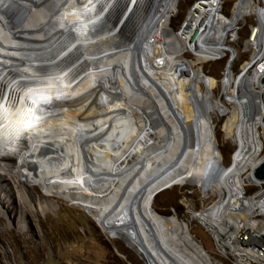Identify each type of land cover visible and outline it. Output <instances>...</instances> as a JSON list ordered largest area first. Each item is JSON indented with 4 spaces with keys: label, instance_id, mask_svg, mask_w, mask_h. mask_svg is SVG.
<instances>
[{
    "label": "bare ground",
    "instance_id": "obj_1",
    "mask_svg": "<svg viewBox=\"0 0 264 264\" xmlns=\"http://www.w3.org/2000/svg\"><path fill=\"white\" fill-rule=\"evenodd\" d=\"M178 2L129 0L133 9L115 32L126 11L123 0H0V105L9 96L0 106V209L26 215L35 211V202L45 211L43 198L65 196L85 207L110 236L129 241L149 264H215L190 232V221L158 212L152 201L173 185L198 182L217 192L216 210H223L224 190L246 192L249 184L259 183L250 175L264 157H259L264 135L258 131V140L249 142L246 110L248 102L251 117L260 109L264 114V91L256 81L253 85L248 74L252 66L235 75L231 62L236 49L223 42L225 29V41L232 31L229 38L236 39L237 24L253 15L255 0H238L216 32L212 26L222 0L203 27L193 29L186 19L174 30L169 19ZM204 2L198 0L189 15ZM261 15H255L260 22L252 26L248 40L256 54L252 71L259 69L257 81L264 72ZM158 51L174 57L170 70H152ZM185 53L195 54V69L182 63ZM223 58L224 98L218 96L219 101L209 85L217 87L219 79H211L198 64ZM248 80L257 92L256 105L246 97L248 88L243 89L244 100L239 95ZM37 99L45 101L28 109L27 101ZM228 105L240 111L234 130L228 131L239 147L225 169L211 113L231 117L235 111ZM200 106L201 115L195 109ZM245 150L252 163L244 161ZM195 167L194 176H187ZM11 182L17 184V197ZM243 182L246 191L236 185ZM33 187L43 192L39 198ZM252 192L249 199L264 195V190ZM234 203H241V195H234ZM194 209L191 221L200 216ZM253 219L264 220V208L254 210ZM199 221L209 226L203 216ZM216 247L236 264L224 242ZM230 247L239 263L264 264V254L248 249L242 238L230 239Z\"/></svg>",
    "mask_w": 264,
    "mask_h": 264
},
{
    "label": "rangeland",
    "instance_id": "obj_2",
    "mask_svg": "<svg viewBox=\"0 0 264 264\" xmlns=\"http://www.w3.org/2000/svg\"><path fill=\"white\" fill-rule=\"evenodd\" d=\"M197 1L198 0H179L176 14L169 19V26L174 30L182 27L191 8ZM237 1L238 0H222V12L214 21L215 24L212 26V32H216L217 29H220V27H218L220 22L228 18L224 13L229 17L233 14L234 5ZM262 6H264V0H255L252 11L253 15L245 16L237 24L236 39L231 41L229 38L233 31L229 33L227 39V41L230 40V46L236 49V55L233 57L231 65L233 72L237 76L242 73L244 69H248L252 66L248 74H250L253 85L256 81L258 87L261 86L259 80H256L259 69L255 72L252 71L256 54L253 53V48L250 46L248 40L252 33V26L256 25L259 21V17L255 15L262 17L261 11L264 14V9L261 10V8H263ZM187 9H189V12ZM147 10L148 7L145 10L144 16L148 13ZM260 50L261 47L257 45L256 53L258 55L261 52ZM194 55L185 53L183 59H181L182 63L187 65L191 70L196 67L193 65V63L196 62V56ZM226 60L227 59L223 58L217 61L206 62V64H198V67L202 66V69L211 79H219V85L217 87L214 86L213 82H209V85L213 88V98L216 100H219L217 99L219 98L218 96H221L222 101L224 98V89L223 86H221L220 80L223 75L222 72L226 70ZM248 85H252L250 80L246 81L242 88L240 87V98L242 100L245 99L243 89L248 88L246 97L249 102H251L250 98H252L251 104L255 102L256 105L258 96L254 93V87L253 91L252 87H248ZM201 89L205 91L206 85L202 83ZM249 106L250 103L247 102L246 111L248 123L246 130L249 142L253 143L258 140L256 137L258 131H263V127L261 126L263 111L260 109L259 112H254L253 117H251ZM228 107L229 110L233 109L235 111L231 114V117L229 113L225 115H221L220 112L219 114L216 112L211 113L214 126L213 137L223 157L222 165L225 169L230 166L232 156L239 147L234 136L232 137V135H229L228 131L234 130L240 111L236 106L231 105L230 107V105H228ZM159 122L160 121H157L155 124L157 125ZM158 125L160 126L161 124L159 123ZM247 150L244 152V154H246L244 161L252 163L254 158ZM259 155V157L264 156V148ZM260 161L261 160H259V162ZM4 162L7 161H2L1 163L6 165ZM2 172L4 171L0 169V173ZM195 172L196 167L188 172L187 176L193 177ZM244 180L245 179L242 181ZM255 180L259 183L255 182L249 184L248 190L246 184H243L244 182L236 185L240 188H244L243 190H247L249 193L253 191L252 194L261 190L263 191L264 184L262 179L255 178ZM13 185L15 196L17 197L18 192L15 190L17 184L11 182V186ZM199 185L198 182L173 185L158 193L154 197L152 204L155 209L162 214H175L181 219L190 221V232L196 239L200 238L204 248L208 250V253L212 252L213 255H211V258L215 264H233L229 259L219 255L217 247L214 248L213 253L212 241L209 234L203 227L197 224L195 220L191 221L190 209L200 207L201 205L203 207L210 204V202L218 200L217 192L211 190L208 184H202L203 187ZM215 185L217 186V183ZM256 186L258 187L256 188ZM207 187H209L210 193L207 195V200H204V195H198L197 192H207ZM251 188H254V190ZM0 193H2V191H0ZM33 193H35V196L38 195L37 197L39 198L43 192L40 188L33 187ZM224 193L227 192L224 190ZM43 204L46 206L45 211L39 210L38 203L35 202V211L26 215H23L18 209L16 212L13 210L7 211L5 209H0V264H149L129 241L122 237L117 236L113 238L110 236L100 225L101 223L98 219H94L85 207L74 203L65 196L56 197L54 199L43 198Z\"/></svg>",
    "mask_w": 264,
    "mask_h": 264
},
{
    "label": "built area",
    "instance_id": "obj_3",
    "mask_svg": "<svg viewBox=\"0 0 264 264\" xmlns=\"http://www.w3.org/2000/svg\"><path fill=\"white\" fill-rule=\"evenodd\" d=\"M129 0H123V6ZM217 0H205L204 3H198L196 10L192 12L187 17V22H190L193 25V29H197L198 27H203L205 23V18L208 14H210ZM222 25H226V20L222 23ZM219 25L218 27H220ZM228 29H225L223 32L224 44L230 45V41H225V32ZM179 47L182 43L177 44ZM174 57L170 56V54L165 51H158V57L152 59V70L157 72H163L170 70V64ZM193 96V95H191ZM196 112L201 115L202 106L195 108ZM255 167H252V170ZM252 181H254L255 177L253 174L250 175ZM244 184V183H243ZM258 186H256L257 188ZM210 193L209 187H207V192H197L198 195H204V200H207V195ZM234 195H241V203H234ZM227 200V208L223 210H216V203L210 202L209 208L200 207L195 208L192 213L199 216V219L203 216L205 220L209 222L208 227L202 226L199 224V219L197 218L196 223L205 229L206 232L211 233V241L213 247H216L217 242H224L228 252L231 257L236 260V264H241L235 258L234 253L230 247V239L242 238L243 243L247 246L248 249H254L258 252L264 254V220H255L253 219V211L258 208H264V195L258 196L257 199H249V192H233L225 193V199ZM236 216L232 217V220H228L225 218L229 215ZM213 221L214 223H210ZM203 246L201 240L196 239ZM207 252L208 250L205 249ZM213 255L212 252L209 253ZM215 256V255H214Z\"/></svg>",
    "mask_w": 264,
    "mask_h": 264
},
{
    "label": "water",
    "instance_id": "obj_4",
    "mask_svg": "<svg viewBox=\"0 0 264 264\" xmlns=\"http://www.w3.org/2000/svg\"><path fill=\"white\" fill-rule=\"evenodd\" d=\"M123 8H125L126 11H125L124 16L122 17V19L116 24L115 29H114L115 32H117L121 28V26L124 23V21L126 20L128 14L133 9V3L131 4L130 7L126 3L125 6H123ZM121 11L119 13H121ZM259 83L263 87V90H264V73L262 75H260V77H259ZM262 127H263V135H264V114H263V117H262ZM251 174H253V176L256 179H264V157L259 162V164L257 166H255V168L252 170Z\"/></svg>",
    "mask_w": 264,
    "mask_h": 264
},
{
    "label": "clouds",
    "instance_id": "obj_5",
    "mask_svg": "<svg viewBox=\"0 0 264 264\" xmlns=\"http://www.w3.org/2000/svg\"><path fill=\"white\" fill-rule=\"evenodd\" d=\"M192 4V3H191ZM191 6V5H190ZM190 8V7H189ZM189 9H187V11H188ZM187 11H186V13H187ZM224 15L225 16H228L227 14H225L224 13ZM186 16V15H185ZM259 22H260V19H259ZM250 32H251V30H250ZM233 61V60H232ZM231 65H232V62H231ZM29 83H32V82H29ZM34 86H36V84H34ZM262 87V86H261ZM263 88V87H262ZM264 91V90H263ZM14 99V98H13ZM8 100H9V96H6V97H4L2 100H1V105H2V103H5V102H8ZM45 100H36L35 102H33V101H30V100H28L27 101V103H28V106L30 107V108H28V109H31V107H40L41 105H42V103L44 102ZM0 105V106H1ZM28 111V110H27ZM9 112H10V110H6V112H5V114H6V116H8V114H9ZM29 112V111H28ZM11 118V117H10ZM140 236L142 237V234L140 233ZM200 239V238H199ZM206 249V248H205Z\"/></svg>",
    "mask_w": 264,
    "mask_h": 264
}]
</instances>
